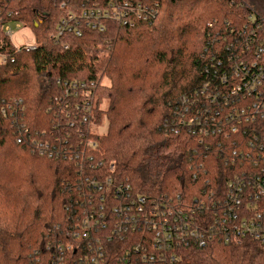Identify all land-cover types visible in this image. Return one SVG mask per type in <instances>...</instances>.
<instances>
[{"label":"trees","instance_id":"trees-1","mask_svg":"<svg viewBox=\"0 0 264 264\" xmlns=\"http://www.w3.org/2000/svg\"><path fill=\"white\" fill-rule=\"evenodd\" d=\"M154 1V18L133 26L105 21L102 31L83 28L80 37L65 33L56 42L57 1L0 0L38 42L34 50L13 51L0 29V51L8 58L0 64V264H51L58 246L75 243L72 231L90 194L111 205L126 202L112 196L117 185L128 184L131 198L182 207L203 224L228 183L254 170L258 151L248 142L261 140L264 121L232 131L227 117L234 99L216 61L226 64L237 53L230 31L241 30L252 11L264 24V0ZM71 83H85L91 95L65 96ZM207 83L211 90L202 93ZM217 92L226 99L212 102ZM84 101L91 105V114L84 113L89 124L75 110ZM103 116L107 129L94 130L93 159L78 160L83 140L69 121L85 131L96 129ZM38 140L57 155H39ZM104 175L115 185L106 194L84 180ZM184 261L264 264V249L250 239H215L184 251Z\"/></svg>","mask_w":264,"mask_h":264},{"label":"built area","instance_id":"built-area-1","mask_svg":"<svg viewBox=\"0 0 264 264\" xmlns=\"http://www.w3.org/2000/svg\"><path fill=\"white\" fill-rule=\"evenodd\" d=\"M46 1H57L58 9L62 12L53 34L56 42L65 33L80 37L83 28L102 31L105 21L133 26L136 20H149L157 15L156 2L149 3L150 0ZM18 17L17 11L0 8V29L8 42V48L17 52L34 50L38 43L30 46L24 43L19 45L14 41L18 31L28 29ZM262 22L252 11L247 17V24L241 30L232 28L230 31L236 46L231 45L237 49V53L228 55L226 64L221 60L216 61L217 66L224 68L220 82L226 85L227 93L234 99L233 111L227 117L233 121L230 122L233 132L242 123L264 121ZM241 37L243 42L238 43ZM64 47L67 48V45ZM2 49L4 45H0V50ZM226 51H229L228 48ZM7 61L6 54L0 51V64ZM57 83L61 84L60 81ZM62 84L67 86L65 82ZM210 87L211 84H205L202 93H207V89L210 91ZM82 89L86 91L81 93ZM64 93L71 97L91 95L85 83L68 84ZM218 96L221 97L220 92L214 94L211 101ZM90 108L88 101L75 105V110L83 111V122L88 123L89 116L84 113L86 111L91 114ZM92 126L89 125L82 131L75 127L74 121L68 123L69 130L83 140L82 150L75 154L78 160L93 159L90 151L96 149L93 137L96 129H92ZM90 133L92 137L89 136ZM261 135V140L253 138V141L248 142L253 151H258L252 161L254 170L244 171L228 183L224 198L211 207L210 220L200 224L195 215L182 207L174 210L167 202H148L143 195L131 198L128 193L131 191L130 186L120 184L115 187L117 195L114 192L112 197L126 202L111 205L103 195L96 201L93 194L85 199L86 205L80 223L72 231L75 243L65 247L58 246V254L53 255L51 264H184V251L193 246H205L215 239L224 244L250 239L264 249V127ZM20 141L18 138L17 142ZM33 144L41 156L57 155L48 142L38 140ZM109 169L113 170V166L110 165ZM102 177L103 179L84 180L88 187L98 192L104 189L106 194L115 185L107 175ZM64 251H67V256H63Z\"/></svg>","mask_w":264,"mask_h":264},{"label":"rangeland","instance_id":"rangeland-1","mask_svg":"<svg viewBox=\"0 0 264 264\" xmlns=\"http://www.w3.org/2000/svg\"><path fill=\"white\" fill-rule=\"evenodd\" d=\"M14 41L19 45H22L24 43V44H28L30 46H33L35 43H38L36 41V37H35L34 33L32 32V30L29 27H28V29H22V30L18 31L14 36ZM106 83L108 84V81H106L105 84ZM106 106H107L106 101L101 103V107L104 108V110L106 109ZM106 124H107L106 118H105V116H103L102 124H100L98 127H96V130L100 131L102 134L106 133V129H107ZM94 126L95 125L92 126V129L95 128Z\"/></svg>","mask_w":264,"mask_h":264}]
</instances>
